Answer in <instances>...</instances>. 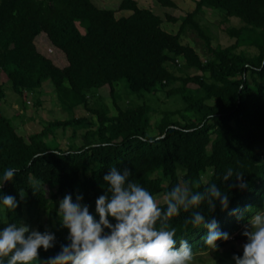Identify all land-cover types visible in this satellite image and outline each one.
<instances>
[{"label":"trees","instance_id":"1","mask_svg":"<svg viewBox=\"0 0 264 264\" xmlns=\"http://www.w3.org/2000/svg\"><path fill=\"white\" fill-rule=\"evenodd\" d=\"M155 1L176 6L173 0ZM205 9L218 11L221 22L239 19L240 26L225 28L232 44L212 46L211 33L199 19ZM118 10L131 13L116 17ZM166 18L180 20L177 32L163 30L162 19L136 0H120L116 9L98 7L92 0H0V103L4 85L10 83L24 102L28 94L37 95L33 104L39 106L43 82L50 80L49 91L62 110L87 112L48 120L40 131L24 137L0 111V182L6 168L17 169L0 188V198L12 195L19 202L9 210L0 201V230L8 223H23L24 212L54 208V201L65 194L73 200L81 195V204L95 214V200L107 188L103 175L112 166L128 169L129 180L154 196L177 186L190 195H204L199 206L181 209L167 221L177 228V247L180 239H187L193 252L210 249L203 241L206 227L183 223L194 212L231 236L248 217L264 210V0H195L192 11ZM189 31L200 39L202 55L183 42ZM39 35L63 52L65 66L38 51ZM121 80L141 103L122 98L117 91ZM158 87L167 97L179 96L182 105L164 111L153 126L149 116L154 109L143 98ZM68 126L66 149L49 141ZM78 131L80 143L75 140ZM153 131L157 134L151 135ZM237 173L243 174L246 188L230 187L237 183ZM44 185L54 190L48 198ZM213 186L228 195L226 209L208 192ZM158 204L166 211L164 202ZM237 208H248L244 219L231 215ZM35 230L54 233L55 241L47 252L40 249L32 264H46L70 242L57 214L50 226ZM224 243L216 242L218 248ZM232 260L217 256L197 264H234Z\"/></svg>","mask_w":264,"mask_h":264},{"label":"clouds","instance_id":"2","mask_svg":"<svg viewBox=\"0 0 264 264\" xmlns=\"http://www.w3.org/2000/svg\"><path fill=\"white\" fill-rule=\"evenodd\" d=\"M17 169L6 168L3 182L11 181ZM128 169L123 172L117 167L109 168L103 175L104 194L95 200V214L87 204H81L82 196L65 194L58 202L57 215L61 227L67 229V245H61L58 254L48 257L46 264H192L193 249L187 239H180L177 247V228L170 227L167 221L179 216L181 209L187 212L190 207L199 206L204 195H190L186 187L177 186L167 193L166 211L162 212L156 197L141 184L129 180ZM231 175V169H229ZM223 179L227 180L228 176ZM236 184L230 187L244 189L247 182L243 174L237 173ZM39 182L34 184V189ZM213 199H218L222 209L228 207L229 197L214 186L208 189ZM21 199L24 193H20ZM9 210H15L19 202L15 196L0 198ZM208 207L214 210L212 200ZM234 209L231 215L237 220L244 219L245 211ZM98 217V218H97ZM157 221H161L157 227ZM184 225L193 228L206 227L204 244L218 251V240L227 241L228 233L218 230L217 223L205 224V216L194 212ZM241 235L246 238L242 244V255H233L235 264H264V212L257 211L248 217ZM54 233H43L20 223H8L0 230V264H32L39 259L40 249L47 252L54 246Z\"/></svg>","mask_w":264,"mask_h":264},{"label":"rangeland","instance_id":"3","mask_svg":"<svg viewBox=\"0 0 264 264\" xmlns=\"http://www.w3.org/2000/svg\"><path fill=\"white\" fill-rule=\"evenodd\" d=\"M137 4L141 8H150L156 15H158L162 19L161 27L163 30L175 33L178 30V26L180 20L177 22H170L169 19L166 18L167 15L170 17L179 18L182 15H185L187 12H190L194 8L195 0H173L176 4L174 7H167L160 5L155 0H136ZM98 7L116 9L120 0H92ZM131 11L128 10H118L115 12L116 17L119 16H128ZM200 22L205 25L212 36V46L215 47L217 45L220 46H228L234 42V39L227 36L225 28L228 26H240L239 19L236 17H232L228 22H221L222 16L216 10L205 9L204 14L200 16ZM183 42L191 45L196 49V51L202 55L200 39L196 37L193 32H187L186 35L182 37ZM37 49L40 53L50 58L54 64L57 66L63 67L67 64L65 55L63 52L53 46L49 40L43 35H39L36 37ZM244 48V47H242ZM249 51V50H248ZM254 52L255 50H251ZM194 72L193 70L191 73ZM50 80H46L43 82L41 95L39 99L42 104L37 106L34 105V95L32 93L28 94L26 97L28 101L24 102L19 95H17L11 88L10 83L4 85L5 97L0 103V111L6 117H8L13 125L16 126L17 131L24 137L30 134L35 130L40 131L45 122L48 120H64L71 119L74 116H87V112L83 111L79 108L73 111L62 110L58 104V101L53 93V91H49L51 89ZM175 86L178 83L174 84ZM169 89V88H167ZM117 91L121 94L123 99L132 100L134 103H141V98H138L136 94L130 93L125 89V82L123 80L117 83ZM144 100L147 99L154 109L149 116L150 125L155 126L159 119L161 118L164 111H172L177 109V107L182 105L181 99L179 96H171L167 97L164 90L161 88H157L155 93L150 95H145ZM107 103L110 106L111 112L113 111V105L111 104V99H107ZM178 116V115H177ZM71 126H68L66 130L58 129L55 133L56 140H52V138H48L52 143H58L59 146L63 149L67 148L70 136ZM149 132L152 129L148 130ZM148 132V133H149ZM157 131H153L151 135H154ZM157 134V133H156ZM76 142L80 143V131L76 136ZM46 197H50L53 189L49 188L47 185L43 186ZM157 203H163L167 198L165 193H159L156 196ZM60 200L57 199L54 201V208L49 207L47 209H36L31 212H24L23 215V224L30 226V228H36L39 225L50 226L54 222V215L57 214L58 211V202ZM260 212H264V210H260ZM247 223V222H246ZM244 223L234 234L229 236L230 238L225 241V243L219 247L218 251H213L211 248L205 252H193L194 260L192 264H197L201 262H210L220 257H233V255H240L242 253V244L246 242V238L241 235L243 230ZM48 229V228H47ZM232 263L235 260L231 261Z\"/></svg>","mask_w":264,"mask_h":264},{"label":"crops","instance_id":"4","mask_svg":"<svg viewBox=\"0 0 264 264\" xmlns=\"http://www.w3.org/2000/svg\"><path fill=\"white\" fill-rule=\"evenodd\" d=\"M41 36V35H40ZM36 46H37V42H36Z\"/></svg>","mask_w":264,"mask_h":264}]
</instances>
